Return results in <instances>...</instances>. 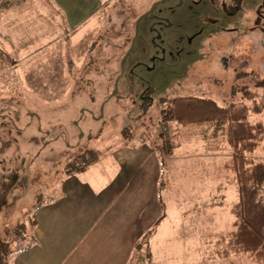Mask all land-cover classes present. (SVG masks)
Instances as JSON below:
<instances>
[{"label": "rangeland", "instance_id": "374dc122", "mask_svg": "<svg viewBox=\"0 0 264 264\" xmlns=\"http://www.w3.org/2000/svg\"><path fill=\"white\" fill-rule=\"evenodd\" d=\"M39 1L61 28L57 40L20 60L0 34V49L15 60L0 58V239L28 222L22 212L49 197L44 191L71 186L65 165L86 150L98 159L79 177L94 190L117 186L149 152L157 165L149 228L164 212L149 239L152 264H258L215 253L237 200L224 167L230 147L210 128L160 123L159 99L242 103L233 86L264 79V0H101L96 17L75 31L50 0ZM249 117L264 123V112ZM261 150L264 141L252 156ZM258 193L264 197V184Z\"/></svg>", "mask_w": 264, "mask_h": 264}, {"label": "crops", "instance_id": "0c3cea01", "mask_svg": "<svg viewBox=\"0 0 264 264\" xmlns=\"http://www.w3.org/2000/svg\"><path fill=\"white\" fill-rule=\"evenodd\" d=\"M50 1L71 31L94 19L101 4V0ZM0 34L9 41L4 43L7 49L22 60L57 40L61 28L39 0H24L0 12ZM148 154L133 161V171L117 186L109 181L94 190L92 181L79 177L85 171L69 175V187L44 191L42 197L49 196L45 202L22 212L29 215L25 225L30 235L13 241L12 264H127L134 242L155 218L157 165ZM130 159L122 160L130 163ZM254 159L264 161V151ZM14 214L21 216V210Z\"/></svg>", "mask_w": 264, "mask_h": 264}, {"label": "trees", "instance_id": "16d2710c", "mask_svg": "<svg viewBox=\"0 0 264 264\" xmlns=\"http://www.w3.org/2000/svg\"><path fill=\"white\" fill-rule=\"evenodd\" d=\"M23 0H0V12L14 6ZM0 58L6 63L15 60L0 49ZM246 74V73H244ZM240 93L242 103L229 102L220 105L209 97L183 95L161 97L159 102L160 123H176L188 129L191 126L211 129L214 138L223 137L231 149V156L225 162V169L233 173L237 188V200L230 208L234 217L233 228L227 233L215 236V253L221 258L230 255H244L253 262L264 264V197L258 193L264 184V161L252 156L264 141V123L250 119L251 113L264 112V79L253 85L233 86L232 93ZM125 129V128H123ZM126 138L131 135H125ZM157 138L168 149L170 142L165 140L160 131ZM98 159L97 152L86 150L71 159L65 165V174L72 175L87 169ZM159 203L164 209L161 199ZM164 218V212L133 244L132 254L127 264H152L150 238L156 227ZM33 220L29 221L32 225ZM10 237L0 239V264H12V254L15 251L13 241H23L29 237L25 223L16 225Z\"/></svg>", "mask_w": 264, "mask_h": 264}, {"label": "water", "instance_id": "95a60500", "mask_svg": "<svg viewBox=\"0 0 264 264\" xmlns=\"http://www.w3.org/2000/svg\"><path fill=\"white\" fill-rule=\"evenodd\" d=\"M124 61H125V58H123L122 59V64L124 63ZM116 93V89H114V91H113V93L112 94H115ZM103 109V104H102V106H101V110ZM102 116V114H100V116L99 117H101ZM78 122L77 121H75V124H77Z\"/></svg>", "mask_w": 264, "mask_h": 264}, {"label": "flooded vegetation", "instance_id": "af4514ba", "mask_svg": "<svg viewBox=\"0 0 264 264\" xmlns=\"http://www.w3.org/2000/svg\"><path fill=\"white\" fill-rule=\"evenodd\" d=\"M74 124H75V123H74ZM78 125H79V124L77 123L76 126H78ZM48 134H49V132L46 130V131L44 132V135L47 136ZM44 135L42 136V140H43V141H45V139H44Z\"/></svg>", "mask_w": 264, "mask_h": 264}]
</instances>
